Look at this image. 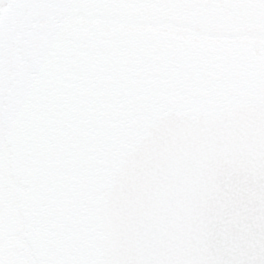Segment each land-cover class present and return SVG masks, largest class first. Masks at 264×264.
I'll use <instances>...</instances> for the list:
<instances>
[{
  "label": "snow or ice",
  "instance_id": "snow-or-ice-1",
  "mask_svg": "<svg viewBox=\"0 0 264 264\" xmlns=\"http://www.w3.org/2000/svg\"><path fill=\"white\" fill-rule=\"evenodd\" d=\"M0 264H264V0H0Z\"/></svg>",
  "mask_w": 264,
  "mask_h": 264
}]
</instances>
